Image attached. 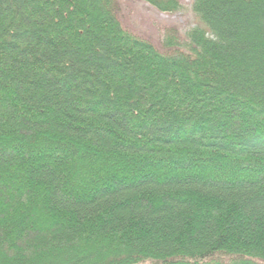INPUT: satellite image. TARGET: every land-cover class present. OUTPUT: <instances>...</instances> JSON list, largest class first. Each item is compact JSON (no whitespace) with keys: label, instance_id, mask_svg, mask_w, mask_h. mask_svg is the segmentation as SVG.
<instances>
[{"label":"trees","instance_id":"1","mask_svg":"<svg viewBox=\"0 0 264 264\" xmlns=\"http://www.w3.org/2000/svg\"><path fill=\"white\" fill-rule=\"evenodd\" d=\"M192 8L0 0V264H264V0Z\"/></svg>","mask_w":264,"mask_h":264},{"label":"rangeland","instance_id":"2","mask_svg":"<svg viewBox=\"0 0 264 264\" xmlns=\"http://www.w3.org/2000/svg\"><path fill=\"white\" fill-rule=\"evenodd\" d=\"M179 1L182 9L176 13H166L145 1L118 0V13L125 28L139 37L150 38L157 46L162 47L164 39L173 29L184 37L189 30L201 25L192 8L193 0Z\"/></svg>","mask_w":264,"mask_h":264},{"label":"bare ground","instance_id":"3","mask_svg":"<svg viewBox=\"0 0 264 264\" xmlns=\"http://www.w3.org/2000/svg\"><path fill=\"white\" fill-rule=\"evenodd\" d=\"M199 19V18H198ZM200 20V19H199ZM201 22V21H200ZM121 24H122V22H121ZM122 26H123V24H122ZM200 26H204L203 25V23L201 22V25ZM196 27H198V26H196ZM196 27H194V28H196ZM123 28L124 29H126L128 32H130V33H132L131 31H129L127 28H125L124 26H123ZM193 29V28H192ZM133 35H135L134 33H132ZM135 36H137V35H135ZM147 39H150V38H147Z\"/></svg>","mask_w":264,"mask_h":264}]
</instances>
